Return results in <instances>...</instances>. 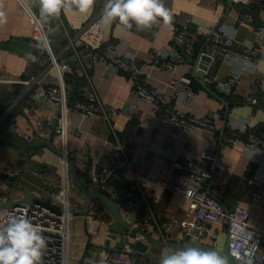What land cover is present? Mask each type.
I'll list each match as a JSON object with an SVG mask.
<instances>
[{
    "label": "built area",
    "instance_id": "obj_1",
    "mask_svg": "<svg viewBox=\"0 0 264 264\" xmlns=\"http://www.w3.org/2000/svg\"><path fill=\"white\" fill-rule=\"evenodd\" d=\"M102 0H96V3ZM236 9L259 7L264 11V0H232ZM32 23L31 46L38 51L29 58L31 63L42 64L44 71L30 79L16 80L30 88L38 85L32 100L45 102L59 109L56 133L63 138L62 164L67 169L66 156L69 155L79 172L91 175L95 187H100L112 199L119 196V190L111 185V180L120 173L124 180L132 175L136 183L127 193L123 203L119 205L126 210V220L132 222L121 235L111 233L113 219L97 216L90 208L86 217L93 230L105 229V241L98 252L86 254L80 264H146L147 258L153 253V244L145 235L157 232L165 242L182 236L188 242L198 241L201 244L209 241L207 246L220 248V238L226 235L229 239V252L236 258L249 264H264V226L250 222L253 202L261 204L264 211V129L256 127L248 130V122L230 121L224 136L225 142L235 145L245 143V154L258 152L251 161L259 165V170L248 179L251 201L238 204L229 211L225 205L210 194L207 187L214 182L216 175L231 176L233 171L222 159L218 148L207 146L203 152L193 158L174 157L170 167L160 172L149 181L164 190L181 194L196 206L195 212L182 218L178 214L162 217L153 209L152 201H159L151 189H144L140 177L133 166L131 154L133 146L140 140V125L129 127L124 136L114 128V121L119 112L106 105L95 83L94 68L103 64L106 69L118 70L126 74L134 84V94L140 102L151 106V117L165 123L167 136L178 139L183 132L198 134L209 132L215 134L222 120L220 112L195 114L186 102L194 101L196 91L192 89L197 73L204 71L202 79L210 88L224 93L234 94L244 77L252 76L247 103L257 105L263 91L264 77L260 73L259 60H264V15L255 27L257 38L237 42L235 22L239 15L231 19H222L217 26L202 34L206 47L198 54L193 75L186 74L187 67L193 61L195 45L199 34L189 25L179 24L172 19V48H156L149 53L144 62L137 60L138 54L123 53L114 42L105 40L104 26L101 20L102 10L90 15L87 23L75 34H70L69 43L62 52L54 49L51 40V26L42 23L35 5L30 8L22 5ZM204 56L210 61L205 63ZM216 60L231 65L226 77L210 73V67ZM206 65V66H205ZM72 74V77L67 76ZM160 73V74H158ZM88 88L86 99L79 97V90ZM86 93V90H84ZM16 104V101L14 102ZM71 109L77 111L84 119L97 120L104 118L110 125L113 140L108 151L109 159L105 166L97 172L92 171L91 155L88 150L67 148L66 138L72 127L69 115ZM134 112V106L130 108ZM38 127V125H37ZM10 132L31 141V135L19 126L8 128ZM87 136L84 128L77 130ZM89 135V134H88ZM165 138L161 140L164 143ZM8 172L18 174L16 165H9ZM66 172V178L51 183L50 201L23 203L9 208H0V223L11 213L22 210L33 221L45 230L48 248L44 257L45 264H70L69 252L71 233L76 212L72 211V187ZM7 192L0 187V202ZM94 204V203H93ZM142 210L145 215H142ZM108 241V242H107ZM138 243H145L147 248L141 252L136 248ZM122 244V247L120 245ZM138 255L141 262H138Z\"/></svg>",
    "mask_w": 264,
    "mask_h": 264
},
{
    "label": "crops",
    "instance_id": "obj_2",
    "mask_svg": "<svg viewBox=\"0 0 264 264\" xmlns=\"http://www.w3.org/2000/svg\"><path fill=\"white\" fill-rule=\"evenodd\" d=\"M105 3L106 0L95 2L93 10L89 14H82L78 11L61 12L58 19L62 31L54 42L56 51L62 52L68 45L67 30L70 34H75L87 23L90 15L102 10ZM164 3L170 9L172 19L179 24L189 25L193 31L199 34L193 61L187 67L188 71H186V74L191 76L194 74L193 70L198 54L207 45L206 40L202 37L204 32L217 26L222 19L227 17V19H231L233 16L239 15V19L241 17L239 26H236L239 20L235 22L237 42L254 40L257 38L255 27L264 15V11L259 7L236 9L234 4L229 5V0H164ZM33 5H35V8L39 7L38 4ZM0 10L6 13L7 18V22L0 25V187L7 192L5 200L0 204L8 202L12 198H20L23 196V191L31 192L42 200L50 201L52 185H49V182L55 185V182L66 178L67 172L71 187L75 186L68 165L65 169L60 155L56 152V150L61 151L64 145L63 138H60L56 133L59 109L45 102L32 100V95L37 90L38 85L28 88L24 84L15 83L16 80L39 76L43 73L44 67L40 63H31L27 52H25L28 40L32 35V23L20 0H0ZM102 23L105 40L116 43L123 53L136 52L140 64L154 49L172 48L171 28L164 26L162 23L153 26L150 30L143 31L137 30L135 26L130 30H124L118 22L108 25L102 20ZM192 24L194 25L193 28ZM57 29L58 27H51V33L57 32ZM201 44V49L196 54L198 45ZM258 66L264 77V60H259ZM230 71L231 65L220 60H216L210 67V73L219 77L228 76ZM94 77L103 102L119 112L113 122L116 132L124 136L129 129V125L130 127L135 124L140 125V140L133 146L134 152L131 157L135 171L146 176L145 178L140 177L141 185L144 189H151L155 197L159 199V201H152L153 209L158 215L169 217L171 214H178L182 218H186L188 214L195 212L196 206L181 194L164 190L149 181L148 178H154L160 172L167 170L175 156L190 159L201 154L207 146L218 148L222 159L233 171L231 176L216 175L214 182L212 181L208 185L207 190L211 189L212 193L221 198L225 204L231 203L233 207L251 201L248 192V179L259 170V165L251 161L245 154L244 141L229 145L225 142L224 137L222 139L221 131L226 120V106L220 99L206 90L199 81L202 89L196 90V98L194 101L186 102V105L195 114L206 115L220 112L222 120L218 122L219 129L215 134L209 132L198 134L183 132L178 139H174L166 137L167 128L164 122L151 117V106L140 102L136 97L133 81L126 74L118 70L106 69L103 64H97L94 68ZM251 80L252 76L250 74L246 75L237 91L231 94L235 105H231V102L223 97V95H230L213 89L218 94H223L221 96L229 102L230 107L225 134L230 121L241 123L247 120L248 130L264 127V85L263 91L260 93L263 97L261 105H253L244 101ZM16 84L23 86L21 95L17 97H15L17 95L15 93ZM84 90H86V93ZM84 90L78 91L79 97L83 100L86 99V94L89 91L87 87ZM27 96H29V99L23 100V104L19 109L20 112L15 111L20 101ZM131 106H134V112L130 114ZM69 115L72 119V127L66 138L67 148L69 150H88L91 155L92 171L97 172L108 163V151L113 140L110 125L104 118L97 120L84 119L82 115L73 109H71ZM12 126H19L30 134L31 141L10 132L8 128ZM79 128H84L89 135L79 133L77 131ZM163 138H165L164 143L161 142ZM50 139H52V144L56 150L46 144V141ZM13 164L19 168L18 174L8 172V166ZM90 176L85 174L84 178H80L85 186L94 189L96 187ZM17 180H19L20 188L14 184ZM127 181L136 183L132 175L128 176ZM228 188L231 189L230 192ZM93 203H96V201ZM93 205L91 204L90 208ZM75 207L80 209L85 207L84 194L83 198L78 199ZM76 213L82 219L88 235L82 243L83 256L91 252H98L101 249V244L105 241V229L97 228V230H93L89 224L90 222L87 221V214L83 212ZM142 215H145L143 210ZM101 217L114 220L111 225V233L113 234L121 235L127 229L124 225H121L123 228L121 232L114 231L112 226L116 223V219L107 209ZM250 222L258 226H264V211L261 210L260 202H253ZM150 236L156 241H163L157 232L150 234ZM71 239L70 264H80L82 258L76 260L73 257L79 252L75 248L76 243L73 240V227ZM220 239V248L223 249L227 241L226 235L221 236ZM89 241L91 243H88ZM169 242L181 244L188 241L179 236ZM169 242H165L166 244L152 242L153 253L148 257L150 259L149 264H159L161 252L165 249L182 247L167 245ZM207 244H209V241L203 245L207 246ZM138 262H141L139 255Z\"/></svg>",
    "mask_w": 264,
    "mask_h": 264
},
{
    "label": "clouds",
    "instance_id": "obj_3",
    "mask_svg": "<svg viewBox=\"0 0 264 264\" xmlns=\"http://www.w3.org/2000/svg\"><path fill=\"white\" fill-rule=\"evenodd\" d=\"M31 7L38 4L42 23L58 18L61 12L78 11L89 14L96 0H20ZM102 20L111 25L118 22L124 30L134 26L137 30H150L163 24L171 26L172 13L164 0H106ZM7 22L0 10V25ZM258 152H249L251 160ZM41 225L35 223L25 211L9 213L0 223V264H45L48 240ZM159 264H230L228 256L215 249H204L185 244L161 252Z\"/></svg>",
    "mask_w": 264,
    "mask_h": 264
},
{
    "label": "water",
    "instance_id": "obj_4",
    "mask_svg": "<svg viewBox=\"0 0 264 264\" xmlns=\"http://www.w3.org/2000/svg\"><path fill=\"white\" fill-rule=\"evenodd\" d=\"M234 4V2L232 0H229V5ZM241 19V17H240ZM239 21L236 23V26H239ZM192 28L194 27V25H191ZM203 61L205 63L210 61V58L208 56H204ZM204 74V71H200L197 73L196 79L204 86V88L206 90H208L210 93H212L213 95H215L218 99H220L226 106V120L224 123V126L222 128L221 131V135H222V139L225 135V128H226V124H227V118H228V112H229V102L224 99L220 94H218L217 92H215L212 88H210V86L202 79V76ZM67 76L72 77V74L67 73ZM222 139H221V143H222ZM220 143V144H221ZM46 144L51 147L52 149L56 150L54 148V145L52 144V139L47 140ZM33 145V144H32ZM56 152L60 155H63L62 152L60 150H56ZM66 162L68 165V170L70 173V176L75 184V186L78 187V189L84 194L85 197V207L83 209L77 208V207H72V211L75 212H83L84 214H88L89 209L91 204H93L94 201H99L100 203H102L104 205V207L107 209V211L116 219V223L112 226V229L116 232H121L123 230L121 225H124L126 228H129L130 226V222H132V219L129 218V223L124 221V217H126L127 212L125 209H123L114 199H112L108 194H106L105 192H103L101 190L100 187H96L94 189L88 188L87 186L84 185V183L82 182L79 172L76 168V165L74 164L72 158L67 155L66 156ZM15 186L20 188L19 186V180H17L15 183ZM210 194H213L211 189L208 190ZM214 195V194H213ZM215 197H217L224 205H225V209L226 211H229L230 208H233L232 204L229 203L228 205L224 203V201L219 198L217 195H215ZM34 202H44V200L40 199L39 197H37L35 194L28 192V191H23V196H21L18 199H10L8 202L6 203H2L0 204V208H9V207H13L15 205L18 204H23V203H34ZM145 235L147 236V238L154 243H158V244H166L163 241H156L155 239H153L150 234L145 232ZM88 243H91V241H89ZM185 244H193L195 246H198L200 248H204V249H215L221 253H223L224 255L228 256L230 264H249L246 263L238 258H236L235 256L231 255L229 252V239H227L225 247L223 249H218V248H214V247H210V246H206L203 245L201 243H199L198 241H194V242H187V243H173V242H169L167 243V245L170 246H184ZM120 247H122V244L120 245ZM136 248L138 250H140L141 252H145L146 251V244L145 243H138L136 245ZM150 263V259L147 258L146 264Z\"/></svg>",
    "mask_w": 264,
    "mask_h": 264
},
{
    "label": "trees",
    "instance_id": "obj_5",
    "mask_svg": "<svg viewBox=\"0 0 264 264\" xmlns=\"http://www.w3.org/2000/svg\"><path fill=\"white\" fill-rule=\"evenodd\" d=\"M254 7H256V6H254ZM253 8V7H252ZM36 9V11L38 12V14H39V7H36L35 8ZM244 9H248V8H244ZM40 15V14H39ZM47 24H50V26L51 27H58V29H57V32H55V33H51V40H52V43H53V46H54V49H55V45H54V42L58 39V34H60L61 33V31H62V27H61V23H60V21H59V19L58 18H51L49 21H48V23ZM201 46H202V44L199 46L198 45V48H197V52H196V54H198L199 53V51H200V49H201ZM56 50V49H55ZM25 52H27V55H28V57L30 58L31 56H33V55H36L37 53H38V51L36 50V49H34L32 46H31V38L28 40V43H27V47H26V50H25ZM44 67V66H43ZM192 87H193V89L196 91V90H201L202 89V86H201V84L198 82V80L196 79V78H194V81H193V85H192ZM213 89L215 90V88L213 87ZM22 90H23V86L22 85H20V84H16L15 85V93L17 94L15 97H17V96H20L21 95V93H22ZM221 95H223V94H221ZM223 97L224 98H226L228 101H230L231 102V105H235V101L233 100V95H230V96H225V95H223ZM25 99H29V96H27V97H25V98H23L21 101H20V104H18V106H17V109L15 110V111H18V112H20V106H21V104H23V100H25ZM263 99V97H262V95H260V99H259V103H258V105H261V103H262V100ZM245 101V100H244ZM4 111V110H3ZM2 113V112H1ZM129 127H130V125H129ZM261 129H264V127H261ZM80 177L81 178H84L85 177V173H83V172H80ZM111 185H113L114 187H116L118 190H119V192H120V194H119V196H117L116 198H114L115 199V201H117L118 203H123L124 202V200H125V197L127 196V193L132 189V187H133V183H131L130 181H127V180H123V178H122V175L120 174V173H118V174H116V176L111 180ZM228 191L230 192L231 191V189L230 188H228Z\"/></svg>",
    "mask_w": 264,
    "mask_h": 264
},
{
    "label": "rangeland",
    "instance_id": "obj_6",
    "mask_svg": "<svg viewBox=\"0 0 264 264\" xmlns=\"http://www.w3.org/2000/svg\"><path fill=\"white\" fill-rule=\"evenodd\" d=\"M79 198H83V194L78 189L77 186H74L72 188V198H71L72 205H76L78 203ZM91 209L96 212V215L98 217H99V215L102 216L104 214V212L106 211V208L104 207V205L98 201H96V203H94V205L92 206ZM74 215L77 216L78 214L76 213ZM87 237H88V235H87V232L85 230L84 223H83L82 219L79 216H77L73 221V240L76 243L75 248H77V250H79V252L73 256L76 260L81 259L83 257V245H82V243L85 239H87ZM155 249H156V246H155Z\"/></svg>",
    "mask_w": 264,
    "mask_h": 264
}]
</instances>
